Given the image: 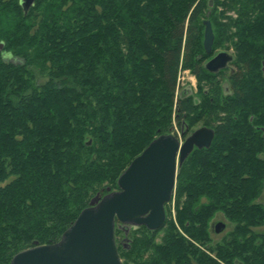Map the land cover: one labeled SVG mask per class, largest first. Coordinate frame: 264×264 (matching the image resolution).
<instances>
[{
	"label": "trees",
	"instance_id": "16d2710c",
	"mask_svg": "<svg viewBox=\"0 0 264 264\" xmlns=\"http://www.w3.org/2000/svg\"><path fill=\"white\" fill-rule=\"evenodd\" d=\"M224 41L236 57L222 82L227 69L205 64ZM1 43L21 62L0 54V264L59 241L153 139L200 122L215 136L179 167L175 197L179 225L206 250L180 233L168 204L161 242L117 221L120 257L264 264V0H36L27 13L0 0ZM184 70L202 98L179 92ZM216 211L233 227L210 244Z\"/></svg>",
	"mask_w": 264,
	"mask_h": 264
},
{
	"label": "water",
	"instance_id": "95a60500",
	"mask_svg": "<svg viewBox=\"0 0 264 264\" xmlns=\"http://www.w3.org/2000/svg\"><path fill=\"white\" fill-rule=\"evenodd\" d=\"M35 2L20 0L25 13ZM214 37L207 18L204 37L207 53L212 51ZM233 59L232 54L222 50L206 62L205 68L218 72ZM214 136V129L208 126L196 128L184 141L172 132L159 135L122 172L118 189L93 197L59 241L24 249L14 255L10 264H124L115 237L117 221L129 229L141 225L149 230L162 228L179 167L195 147H210Z\"/></svg>",
	"mask_w": 264,
	"mask_h": 264
},
{
	"label": "rangeland",
	"instance_id": "374dc122",
	"mask_svg": "<svg viewBox=\"0 0 264 264\" xmlns=\"http://www.w3.org/2000/svg\"><path fill=\"white\" fill-rule=\"evenodd\" d=\"M209 16V15H208ZM220 46H218V49L215 50L214 54L209 58L211 59L213 56H215L218 52L225 50L228 51L230 54H232L234 56V58L236 57V52L235 49L233 47H229L227 49L228 44L223 42L219 43ZM0 54H3V56L5 57V59H7L8 61H11L13 63H20L21 60L14 57V56H9L7 54H5V51L3 50V46H1L0 48ZM208 59V60H209ZM233 67H235L234 65H231L230 67H228V69L226 70V73L224 74V77L221 78V81L223 82V80L227 77V74L229 73L230 69H232ZM218 79H220V76L217 77ZM203 85V84H202ZM179 92H189L190 94L194 95L196 98H202V92L201 89L198 86V78L196 77V75L191 72L190 70H184L181 72L180 74V82H179ZM206 87V86H204ZM207 88V87H206ZM191 91V92H190ZM203 123H199L195 126L194 130L202 125ZM172 133H174L175 135H178V137L181 139V141H184V139L190 134V133H184L183 130H181V128L174 123L173 125V131ZM262 155L264 156V152L262 153ZM177 184V182H176ZM176 190V189H175ZM258 201L264 202V192L263 195L258 198ZM170 205V210H171V215L173 218L174 223L177 226V229L180 231L181 234H183L185 236V238H187L189 241L193 242L199 249L202 250H206V248L204 246H202L199 242L193 240L184 230L183 228L179 225L177 217H176V206H177V200L175 197V192L173 194V198L169 203ZM212 219L214 220H223L225 222H227L229 224V228L228 231H231L233 224L232 221H230L222 211H216L212 217ZM162 228H160L159 230H157L156 234H155V241L156 242H161L162 237H163V231H160ZM264 226H262L259 230H263ZM227 232V231H226ZM225 233V232H224ZM224 233H220V234H214L213 235V240L211 241L210 244H216V242L218 241H222L224 238Z\"/></svg>",
	"mask_w": 264,
	"mask_h": 264
},
{
	"label": "flooded vegetation",
	"instance_id": "af4514ba",
	"mask_svg": "<svg viewBox=\"0 0 264 264\" xmlns=\"http://www.w3.org/2000/svg\"><path fill=\"white\" fill-rule=\"evenodd\" d=\"M234 60V59H233ZM232 62L233 61H231L230 63H229V65L226 67L227 69H228V67H230L231 65H232ZM226 68H224V69H226ZM222 70V69H221ZM219 72V71H218ZM235 72V68H232V69H230V73L232 74V73H234ZM214 73H217V72H214ZM224 85V87L225 88H227L228 89V85H227V83H224L223 84ZM191 92V91H190ZM214 129V128H213ZM215 131V130H214ZM192 133V132H191ZM169 204V203H168ZM168 204H166V220H167V205ZM165 220V221H166ZM221 224H223V225H221ZM142 226V225H141ZM138 227H140V226H138ZM138 227H135V228H138ZM125 231H124V234L125 235H127L128 233H129V231L131 230V228L129 229L126 225H123V227H122ZM132 228H134V227H132ZM228 228H229V224L227 223V222H225V221H223V220H214V219H212L211 220V222H210V230H211V234H212V236L214 235V234H220V233H224L225 235L224 236H226L227 234H228ZM218 229H220V231H218ZM159 230V229H158ZM152 231H154V230H152ZM227 231V232H226ZM121 244H122V246H124V247H126L127 246V244H128V238L127 237H124L123 238V240L121 241Z\"/></svg>",
	"mask_w": 264,
	"mask_h": 264
}]
</instances>
